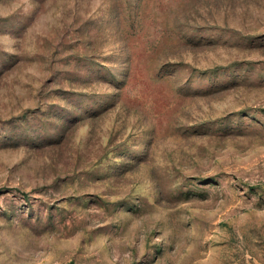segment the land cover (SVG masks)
I'll list each match as a JSON object with an SVG mask.
<instances>
[{"label": "rangeland", "instance_id": "obj_1", "mask_svg": "<svg viewBox=\"0 0 264 264\" xmlns=\"http://www.w3.org/2000/svg\"><path fill=\"white\" fill-rule=\"evenodd\" d=\"M0 264H264V0H0Z\"/></svg>", "mask_w": 264, "mask_h": 264}]
</instances>
